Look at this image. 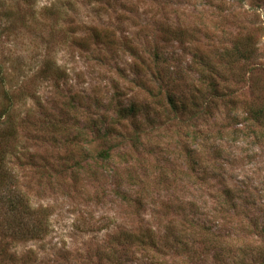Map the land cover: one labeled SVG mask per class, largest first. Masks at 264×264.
Here are the masks:
<instances>
[{"label": "rangeland", "instance_id": "1", "mask_svg": "<svg viewBox=\"0 0 264 264\" xmlns=\"http://www.w3.org/2000/svg\"><path fill=\"white\" fill-rule=\"evenodd\" d=\"M2 107L0 264H264V0H0Z\"/></svg>", "mask_w": 264, "mask_h": 264}, {"label": "trees", "instance_id": "2", "mask_svg": "<svg viewBox=\"0 0 264 264\" xmlns=\"http://www.w3.org/2000/svg\"><path fill=\"white\" fill-rule=\"evenodd\" d=\"M5 12V11H4ZM3 16L8 15L6 13H2ZM5 14V15H4ZM6 17V16H5ZM101 37V35H98L96 38L98 40V37ZM102 40L105 41V43L108 44V38L107 37H101ZM98 42H102L101 40H98ZM109 42L112 41L110 40ZM5 107H2L0 109V118L4 117L6 114L7 110H4ZM250 120L256 123H264V109H255L250 111ZM8 117V116H7ZM6 121V120H5ZM12 132L14 133L13 127L9 126V128L3 129L0 133L3 135L2 137L0 136V183L1 181L4 182L6 189L8 188V193L6 194L5 197L0 195V201L6 200L5 204L8 205L7 209L12 215H24V213L28 214L29 213V207L26 204V202L23 200L22 194L16 193L15 188H13L12 183L9 181L10 178H14L11 176V172L9 169L4 167V160L6 156H9V153L7 152V144L5 143L6 139L5 137H10L13 135ZM97 133V131H95ZM108 134V130L106 129L102 135L103 137H106ZM101 161L106 162L111 159L110 153L103 152L100 157ZM12 188V189H11Z\"/></svg>", "mask_w": 264, "mask_h": 264}]
</instances>
